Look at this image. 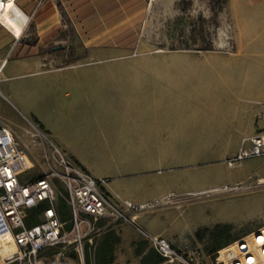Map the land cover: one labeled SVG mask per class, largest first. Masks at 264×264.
Here are the masks:
<instances>
[{
  "label": "crops",
  "instance_id": "crops-1",
  "mask_svg": "<svg viewBox=\"0 0 264 264\" xmlns=\"http://www.w3.org/2000/svg\"><path fill=\"white\" fill-rule=\"evenodd\" d=\"M79 1L13 0L31 22L33 44L25 39L27 23L20 27L0 14V94L99 180L115 202L173 199L136 216L150 234L184 240L181 225L162 219L171 211L178 216L188 211L189 236L204 226L230 223L227 217L209 222L210 215L194 204L251 174L243 162L229 166L225 160L245 138L264 130V0H227L231 52L164 50L201 59L183 63L178 79L169 78L165 62L90 59L117 51L131 57L144 49L137 45H85L88 54L81 59L44 63L37 36H53L61 27L58 2ZM105 31L89 33L87 40ZM137 72L149 77L128 82L127 74ZM198 197L204 198L194 201ZM261 226L264 222L247 231Z\"/></svg>",
  "mask_w": 264,
  "mask_h": 264
},
{
  "label": "rangeland",
  "instance_id": "rangeland-1",
  "mask_svg": "<svg viewBox=\"0 0 264 264\" xmlns=\"http://www.w3.org/2000/svg\"><path fill=\"white\" fill-rule=\"evenodd\" d=\"M85 1L80 0L74 4L65 3L63 7L86 46L115 44L123 47L130 44L144 47L142 51H132L131 57H124L121 51H117L95 54L90 59L165 62L169 64V78L178 79L183 63L197 62L201 59L193 55L187 57V53L185 55L182 52L164 50L187 46V48L177 49H186L193 54H198L202 51L199 48L209 44L212 45V50L216 51L231 52L234 49L232 28L226 10L219 11V0H92L89 4H83ZM60 18L61 27L53 36L44 38L37 36V55L47 65H60L82 52L76 47L77 42L71 39L69 25L61 15ZM30 26L31 22L28 21L25 26V39L34 43L36 37L28 34L32 28ZM99 29L107 31L102 36L88 41L86 34H89L91 30L95 32ZM118 32H121V35L113 37ZM127 75L128 82L149 77L140 72ZM0 119L13 129L29 157L38 159L40 148L36 144L34 134L35 127L41 130L42 128L32 119L21 116L1 94ZM241 162L251 173L249 177L240 184L230 187V190L226 192L207 196L213 199L206 202L198 201L194 204L195 207L204 209L210 215L209 222L220 217L229 219L232 225L228 233L229 241L248 233V227L264 222V156L247 158ZM39 172V166L34 163L22 177L37 176ZM201 198L193 199L197 201ZM64 212L68 216L66 207ZM187 213L188 211L180 216L177 211L163 214L162 219L165 224L176 221L181 225L182 233L186 235L184 240L180 241L167 238L175 244L188 242L199 245L205 252L212 253L210 250L212 239L208 234H203L200 239L195 237V232L193 236L187 235L192 227ZM10 240L0 244L3 255L9 254L8 251L14 252L15 246L12 242L9 243ZM104 240L112 245L111 264H164L162 261L155 262L157 255L154 250L133 227L124 223L111 224L101 231L94 252H90L86 258V264H97V248ZM0 264H2L1 260ZM7 264H18V262L13 261Z\"/></svg>",
  "mask_w": 264,
  "mask_h": 264
},
{
  "label": "built area",
  "instance_id": "built-area-1",
  "mask_svg": "<svg viewBox=\"0 0 264 264\" xmlns=\"http://www.w3.org/2000/svg\"><path fill=\"white\" fill-rule=\"evenodd\" d=\"M34 136L40 148L38 159L29 157L13 129L0 119V244L11 239L9 243L15 246L14 252L6 255L0 249L2 264H86L101 231L115 223L133 227L164 264H264V226L212 253L188 242L175 244L150 234L135 221L139 213L170 204L173 199L163 196L149 202L119 204L44 131L35 127ZM260 156H264V130L245 138L225 162L235 166ZM34 163L39 174L23 178ZM60 200L68 210L67 220L60 217ZM36 207H42L37 223L27 226L28 211Z\"/></svg>",
  "mask_w": 264,
  "mask_h": 264
},
{
  "label": "trees",
  "instance_id": "trees-1",
  "mask_svg": "<svg viewBox=\"0 0 264 264\" xmlns=\"http://www.w3.org/2000/svg\"><path fill=\"white\" fill-rule=\"evenodd\" d=\"M219 2H220L219 11L222 9H225L227 6V0H219ZM57 8H58L62 18H64L65 22L69 25V33H70L72 41L73 42L76 41L77 42L76 47L80 48L82 51L79 55L73 57L71 60H69L67 62L75 61V60H78V59H81V58L87 56L88 49L85 46V44L83 43L82 36L81 37L79 36L78 32L74 28L73 22L68 19L66 10L64 9L63 5L60 2L57 3ZM92 32H94V30H91V32H89V33H92ZM86 35H88V34H86ZM200 35L202 37V33ZM29 44H33V43L30 42ZM120 46H122V45H120ZM125 46H134V45H130V44L123 45V47H125ZM182 47L187 48V46H177V47H172L171 49H177V48H182ZM199 49L200 50H211V49H213V47L211 44H209V45H207L205 47H201ZM41 208L42 207H38V208L36 207V208H33V209L28 211V214L25 218V224L27 226H31V225H34L37 223V217L36 216H37V213L41 210ZM64 209H65V205L60 200L59 201V210H60L61 219L67 220L68 216L64 212ZM231 228H232V225L230 223H215L211 227L204 226L202 228H198L195 231L194 235L196 238L200 239L203 234H208L210 236V238L212 239V243L210 245V250H211V252H215L216 250L220 249L221 247L225 246L230 241L235 239V238H233L229 241L228 233L231 230ZM111 253H112V245L107 244L106 240H104L100 244V246H98V248H97V257H98L97 264H111V262H112V254ZM155 254H156V252H155ZM161 261H162V258L157 255L155 262H161Z\"/></svg>",
  "mask_w": 264,
  "mask_h": 264
},
{
  "label": "bare ground",
  "instance_id": "bare-ground-1",
  "mask_svg": "<svg viewBox=\"0 0 264 264\" xmlns=\"http://www.w3.org/2000/svg\"><path fill=\"white\" fill-rule=\"evenodd\" d=\"M0 14H4L8 20L12 23H16L20 27L25 26L27 23V17L17 8L13 0H0Z\"/></svg>",
  "mask_w": 264,
  "mask_h": 264
}]
</instances>
